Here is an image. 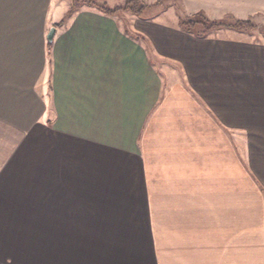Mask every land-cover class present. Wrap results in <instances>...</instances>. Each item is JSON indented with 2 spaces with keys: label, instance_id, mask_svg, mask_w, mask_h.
Listing matches in <instances>:
<instances>
[{
  "label": "crops",
  "instance_id": "1",
  "mask_svg": "<svg viewBox=\"0 0 264 264\" xmlns=\"http://www.w3.org/2000/svg\"><path fill=\"white\" fill-rule=\"evenodd\" d=\"M78 1L0 0V264H264V33L172 9L264 0Z\"/></svg>",
  "mask_w": 264,
  "mask_h": 264
},
{
  "label": "trees",
  "instance_id": "2",
  "mask_svg": "<svg viewBox=\"0 0 264 264\" xmlns=\"http://www.w3.org/2000/svg\"><path fill=\"white\" fill-rule=\"evenodd\" d=\"M76 3H74L70 7L69 13H71L76 8ZM102 11L108 14H117L119 12L128 11L132 13L133 15L140 16L144 9L147 8L146 5L142 4L140 0H126L124 4L117 8H107V7H100ZM179 25L182 29L186 31H194V27L200 26L201 31L196 32L198 35L203 36L206 33H208L212 29L222 28V27H230V28H236V29H243L245 27L254 28L256 27L252 22L250 21H234L230 23H225L222 21H211L206 19L201 13H195L193 14L189 19L187 20H180Z\"/></svg>",
  "mask_w": 264,
  "mask_h": 264
},
{
  "label": "rangeland",
  "instance_id": "3",
  "mask_svg": "<svg viewBox=\"0 0 264 264\" xmlns=\"http://www.w3.org/2000/svg\"><path fill=\"white\" fill-rule=\"evenodd\" d=\"M70 1V0H69ZM86 3H88V4H92V7H94V8H98V9H101L100 7H102V6H104V7H107V8H111V9H113V8H117V7H120V6H122L123 4H124V2H125V0H84ZM74 2H78V3H76L75 5H76V7H78V6H80L79 5V3L81 2V1H78V0H74ZM84 2V3H85ZM165 2H166V0H165ZM174 4H175V2H174ZM155 7V6H154ZM160 8H162L161 6H158V7H155V10L154 11H152V10H150V8H148V9H144L143 10V12H142V14L140 15V16H148L149 17V15H151V14H153L154 12H156V11H158V9H160ZM179 8V9H178ZM172 9H174V10H176V12L178 11V14L180 15V17H181V19L182 20H187V19H189V18H186V16L182 13L184 10H183V8L182 7H177V5L176 6H172ZM170 10V12H168V13H166V18H167V20H172V17H173V14L174 13H172V11H171V9H169ZM153 12V13H152ZM117 14H120V15H124V14H132V13H130V12H128V11H123V12H119V13H117ZM202 14V13H201ZM133 15V14H132ZM203 15V14H202ZM206 19H207V17L205 16V15H203ZM165 19V18H164ZM222 22H225V23H232V21H222ZM122 24L124 25V28H126V29H128L129 28V22H127V20H125L124 19V21H122ZM254 24V23H253ZM255 25V24H254ZM180 26V25H179ZM256 26V25H255ZM223 28V27H222ZM225 28H227V27H225ZM228 28H230V27H228ZM194 29V32H200L201 31V27L200 26H196V27H194L193 28ZM233 29H235V30H246V31H255V33H256V36L258 35H260V31L262 32V33H264V26L263 27H254V28H250V27H245V28H243V29H236V28H233ZM212 30H214V29H212ZM207 34V33H206ZM257 36V37H258Z\"/></svg>",
  "mask_w": 264,
  "mask_h": 264
},
{
  "label": "water",
  "instance_id": "4",
  "mask_svg": "<svg viewBox=\"0 0 264 264\" xmlns=\"http://www.w3.org/2000/svg\"><path fill=\"white\" fill-rule=\"evenodd\" d=\"M54 30H55L54 27L50 28V30H49V32H48V34H47V40H48V42H51V40H52V36H53V34H54Z\"/></svg>",
  "mask_w": 264,
  "mask_h": 264
}]
</instances>
